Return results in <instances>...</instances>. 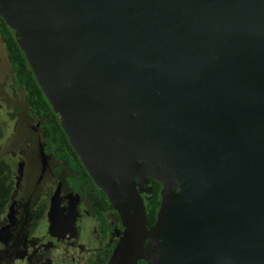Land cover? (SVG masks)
<instances>
[{"label":"water","instance_id":"obj_1","mask_svg":"<svg viewBox=\"0 0 264 264\" xmlns=\"http://www.w3.org/2000/svg\"><path fill=\"white\" fill-rule=\"evenodd\" d=\"M0 17L123 220L108 264H264V0H0Z\"/></svg>","mask_w":264,"mask_h":264},{"label":"flooded vegetation","instance_id":"obj_2","mask_svg":"<svg viewBox=\"0 0 264 264\" xmlns=\"http://www.w3.org/2000/svg\"><path fill=\"white\" fill-rule=\"evenodd\" d=\"M26 64L14 32L0 17V164L14 184L0 218V264H108L124 237L123 220L66 133L57 131L58 123L63 127L47 99L57 120L44 122L36 108L41 98L33 99V80L25 75L32 71L29 65V71L22 69ZM146 180L135 183L151 227L162 184ZM157 185L159 204L153 208Z\"/></svg>","mask_w":264,"mask_h":264},{"label":"trees","instance_id":"obj_3","mask_svg":"<svg viewBox=\"0 0 264 264\" xmlns=\"http://www.w3.org/2000/svg\"><path fill=\"white\" fill-rule=\"evenodd\" d=\"M25 68H26V70L29 71V67L27 64H26V66L22 67V69H25ZM18 73H23V72H18ZM27 74H30V76H28V77H31V80H33V84L30 83V85H29L30 86L29 90H31V92H32L31 94L33 96V99L36 98L37 99L36 101H38V99H39L38 97L41 98V100L39 99V101H41V102H39V104L36 108L43 117H46V120H44V122L49 123L51 120H53L54 123H56L57 118L52 112H50L51 109L48 107V102H47L45 96H43L39 86L35 82L32 72H30V71L25 72V75H27ZM47 107L50 110L47 109ZM58 127H59V130H57V131L61 135L66 137L64 134L65 132L63 131V129L61 128L59 123H58ZM13 185L14 184H13V179L11 177V173L4 170V168L0 164V218L4 212V209H5L8 201H9V197H10ZM159 187L160 186H158V185L155 187V195L154 196L157 199V201H156L153 208H156L159 204V195H158ZM152 213H154V210L152 211Z\"/></svg>","mask_w":264,"mask_h":264},{"label":"rangeland","instance_id":"obj_4","mask_svg":"<svg viewBox=\"0 0 264 264\" xmlns=\"http://www.w3.org/2000/svg\"><path fill=\"white\" fill-rule=\"evenodd\" d=\"M5 126H6V124H5ZM5 126H3L2 129H4ZM5 128H8V127H5ZM7 134H8V133H7ZM6 136H8V135H6ZM12 142H13V139H12Z\"/></svg>","mask_w":264,"mask_h":264}]
</instances>
